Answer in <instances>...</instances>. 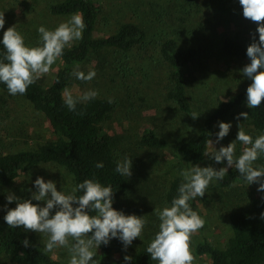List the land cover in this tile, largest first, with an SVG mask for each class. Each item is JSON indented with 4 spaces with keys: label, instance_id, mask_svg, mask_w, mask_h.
<instances>
[{
    "label": "rangeland",
    "instance_id": "374dc122",
    "mask_svg": "<svg viewBox=\"0 0 264 264\" xmlns=\"http://www.w3.org/2000/svg\"><path fill=\"white\" fill-rule=\"evenodd\" d=\"M64 1L0 0V13H4L5 17L4 29H0V40L3 32L15 25L24 37L26 46H39V26L54 30L71 17L51 13L53 4ZM95 3L100 10L96 38L109 37L126 23L140 25L148 36L144 47L129 53L104 50L92 54L80 64L79 70L85 73L95 70V78L90 82H82L73 77L68 87L74 96L95 90L98 92L96 97L112 99L114 111L103 129L112 136L121 137L118 159L121 161L125 156L132 159V175L129 177L132 188L120 206L125 215L143 216L146 224L141 236L133 240L126 250L121 240L111 239L115 250L114 260L117 262L125 255L131 257L147 248L159 231L160 220L155 210L170 206L165 201V194L171 182L181 176V170L191 168L182 160L178 151L179 141L198 137L205 119L212 113L218 100L236 95L251 83L241 72L250 61L226 54L222 47L224 38L232 37L248 47L252 43V34H256L257 41L259 36L256 33L257 24L243 17L239 0H95ZM171 38H177L184 46L195 47L199 51L197 60L186 68L185 76L189 99L196 115H199L197 120L181 111L167 97L168 91L172 89L170 70L159 57L158 49L163 41ZM79 42L74 41L69 47ZM63 67V60L58 58L49 73L41 75L35 82L46 87L51 85ZM241 112H246L245 108L238 110L228 120L227 123H231L232 127L223 140L214 143L217 150L236 139L238 123L253 139L258 136L247 120L235 119ZM147 130L165 139L167 148L143 146L141 138ZM54 138L45 117L27 99L0 90V153L32 151ZM243 147L236 141L237 157ZM213 150L210 145L209 152ZM208 160L211 162L209 165L216 169L226 166V160L223 164ZM254 165L264 167V155ZM37 176L46 181H55L57 190L66 194L74 186L73 177L54 165H43L21 173L14 183L0 187V226L7 225L4 216L8 209L16 206L15 202H7V194L12 192L22 199L30 198L27 189L35 190ZM217 184L218 181L213 180L204 197L194 199L203 214L205 225L192 235V251L203 241L223 248L232 236L229 224L231 214L244 211L255 198H264V192L257 191L259 185L256 183L248 185L245 182L230 189L220 188ZM27 232L43 249L47 235ZM93 250L97 252L93 259L99 262V250ZM49 254L64 264H68L70 259L67 249L63 247H57ZM0 264L13 263L1 255ZM194 264H211V261L203 257L196 259Z\"/></svg>",
    "mask_w": 264,
    "mask_h": 264
},
{
    "label": "trees",
    "instance_id": "16d2710c",
    "mask_svg": "<svg viewBox=\"0 0 264 264\" xmlns=\"http://www.w3.org/2000/svg\"><path fill=\"white\" fill-rule=\"evenodd\" d=\"M99 11L95 0H65L51 6V13L55 16L82 14L86 26L79 44L64 49L63 56L60 57L64 67L59 70L52 84L46 87L35 82L28 87L26 94L21 95L45 117L55 138L32 151L0 153V187L11 185L23 172L43 165H54L63 168L73 177L74 186L85 179H95L103 186H111L114 191L113 208L124 213L120 203L130 193L132 184L130 178L115 171L116 164L120 161L117 151L121 137L112 136L103 129L114 111L113 102L109 103L108 99L96 97L88 102L78 103L76 110L70 111L63 99L64 89L68 88L73 80V69L77 64L87 61L92 54L104 50L129 53L146 45L147 32L135 23L123 24L109 37L96 38ZM222 47L229 56L250 61L246 55L247 46L241 41L226 37ZM158 51L159 57L170 70L172 89L168 91L167 97L175 102L181 111L192 117L196 113L189 99L185 76L186 68L197 60L199 51L195 47L184 46L177 38L163 41ZM5 54L6 50L0 43V61L7 62L4 61ZM0 90L8 92L7 86L2 82ZM246 90L243 89L227 99H219L212 113L205 119L200 135L179 141L178 151L186 164H211L205 152H209L208 141L216 140L218 122L227 123L242 108L249 113L247 121L257 135L264 134V103L259 108L249 109ZM141 144L152 149L167 148V141L159 138L152 130L143 133ZM99 162L103 163V168H96ZM254 167L259 168L256 165ZM182 181L183 177L180 176L171 182L165 194V201L169 205L178 195ZM245 182L233 166L217 185L230 189ZM189 204L203 218L196 201L190 200ZM262 212L264 199L255 198L244 211L232 213L229 218L232 236L226 245L218 248L207 241L199 243L192 251L195 261L208 257L211 264H264V220L260 218ZM25 239L29 241V247H24ZM146 249L133 254L129 264H156L157 261L151 259ZM98 250L99 264H125L124 258L115 262V250L111 240L108 245H100ZM1 255H5L13 264H64L49 253H44L35 243L34 237L23 227L0 226Z\"/></svg>",
    "mask_w": 264,
    "mask_h": 264
},
{
    "label": "clouds",
    "instance_id": "9594fccd",
    "mask_svg": "<svg viewBox=\"0 0 264 264\" xmlns=\"http://www.w3.org/2000/svg\"><path fill=\"white\" fill-rule=\"evenodd\" d=\"M239 4L243 17L257 24L256 33L259 36L257 41L256 34H252V43L246 52L250 63L241 70L243 76L251 80L246 90V103L249 109H253L264 103V0H239ZM4 25V13H0V29H4ZM85 27L80 13L73 14L54 30L41 25L37 29L41 43L34 47L25 45L24 37L15 25L7 28L0 40L6 50L4 61H7H0V82L7 86L9 94H26L30 85L41 75L49 73L57 59L63 56L66 47L83 38ZM79 69L80 65L77 64L71 75L82 82H90L96 76L95 70L85 73ZM97 95V91L87 90L74 96L70 89L65 88L63 99L67 108L75 111L78 103L88 102ZM112 102L110 98L109 103ZM248 115V112H241L235 119L247 120ZM198 116L193 114L192 118L195 120ZM218 126L215 142L208 141L214 150L205 152V155L216 164H223L226 160V166L216 169L211 165L201 167L197 164L181 170L183 181L179 185L178 195L170 206L155 210L160 220L159 231L146 251L158 264H194L191 238L204 227L205 220L192 209L189 201L204 197L209 184L213 180L222 181L230 168L234 166L248 185L256 183L259 185L257 191L264 192V167H254V163L264 155V134L253 139L238 123L236 139L217 150L214 143L218 144L229 134L232 124L218 122ZM236 141L244 145L238 157ZM103 166L102 162L96 164L98 169ZM131 168L132 159L125 156L117 162L115 171L129 178ZM34 189H27L31 194L27 199L12 192L7 194V202H15L16 206L7 210L4 221L12 228L23 227L25 231L46 234L48 239L44 244V253L63 247L70 256L68 264H99L93 259L97 255L93 249L118 238L126 250L133 240L141 236L146 224L143 216L125 215L114 209L112 187L103 186L95 179H85L66 194L57 190L55 181H46L37 176ZM78 192L82 194L77 195ZM93 212L96 214L92 215ZM260 218L264 220V212ZM23 245L29 247V241L25 239ZM131 259L125 255V264H129Z\"/></svg>",
    "mask_w": 264,
    "mask_h": 264
}]
</instances>
